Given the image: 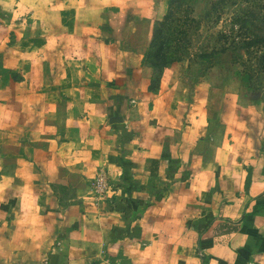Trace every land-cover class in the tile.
I'll list each match as a JSON object with an SVG mask.
<instances>
[{
	"label": "crops",
	"instance_id": "obj_1",
	"mask_svg": "<svg viewBox=\"0 0 264 264\" xmlns=\"http://www.w3.org/2000/svg\"><path fill=\"white\" fill-rule=\"evenodd\" d=\"M27 3L26 26L46 22L50 50L67 36L51 12L97 11L87 0ZM118 28L93 54L79 53L75 34L73 55L40 58L29 39L27 55L12 49L23 79L0 77V264H264L257 123L223 131L196 106L143 96L138 50ZM100 171L104 196L92 190Z\"/></svg>",
	"mask_w": 264,
	"mask_h": 264
},
{
	"label": "rangeland",
	"instance_id": "obj_2",
	"mask_svg": "<svg viewBox=\"0 0 264 264\" xmlns=\"http://www.w3.org/2000/svg\"><path fill=\"white\" fill-rule=\"evenodd\" d=\"M27 1L0 0L1 85L11 76L23 79L22 70L12 72L10 57L12 49L27 55L28 39L29 52L36 50L44 59L73 55L70 34L79 41L80 54H93L99 39H114L115 24L119 31L126 27L119 34L138 50L143 96L168 94L172 102L186 105L185 113L191 109L193 114L196 106L223 131L234 119L257 123L248 131L264 139V0H114L109 6L87 0L96 12L84 14L71 6L51 12L52 24L67 29L61 39L65 46L51 50L45 46L52 34L46 22L32 19L33 27L26 26L34 10ZM51 1L31 0L39 4L37 12Z\"/></svg>",
	"mask_w": 264,
	"mask_h": 264
},
{
	"label": "built area",
	"instance_id": "obj_3",
	"mask_svg": "<svg viewBox=\"0 0 264 264\" xmlns=\"http://www.w3.org/2000/svg\"><path fill=\"white\" fill-rule=\"evenodd\" d=\"M111 189V183L104 171H100L92 181V190L98 196H104Z\"/></svg>",
	"mask_w": 264,
	"mask_h": 264
}]
</instances>
